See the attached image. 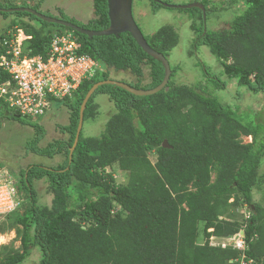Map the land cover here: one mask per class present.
I'll use <instances>...</instances> for the list:
<instances>
[{
  "label": "trees",
  "instance_id": "16d2710c",
  "mask_svg": "<svg viewBox=\"0 0 264 264\" xmlns=\"http://www.w3.org/2000/svg\"><path fill=\"white\" fill-rule=\"evenodd\" d=\"M148 1L154 13L163 7ZM193 1L204 6L205 14L197 8L179 10L191 13L194 48L206 47L221 67L216 74L199 61L211 86L205 80L190 86L175 84L172 77L180 71L176 66L171 67L167 86L153 95L135 96L112 85L99 87L86 105L83 124L100 116L98 94L107 96L112 113L99 137H84L81 131L71 161L80 105L89 89L112 79L114 71L134 77L124 82L130 87L151 90L162 82L164 67L129 33L90 38L26 12L0 13L11 19V31L32 36V53L46 49L52 34L70 33L78 54L98 65L91 80L57 101L70 113L68 124L57 127L66 134L65 140L41 148L43 127L20 121L34 132L28 152L48 159L60 156L63 161L55 167L32 165L20 171L16 188L21 200L16 199L17 207L0 223V235L14 231L19 248L1 247L0 264H21L33 249L40 253V264H264V203L256 202L253 195L264 194V176L259 174L264 115L256 123H244L239 116L248 106L239 103L233 110L228 100L242 98L240 87L264 95V0H228L237 5L238 14L222 31L206 28L209 14L221 0ZM18 2L0 3V8L39 10L40 2ZM93 7L94 18L86 24L60 9L58 18L90 31L107 29V0H93ZM37 22L40 26H35ZM145 39L166 59L179 44L175 29L168 25ZM221 76L227 80L221 81ZM231 82L237 86L235 96L216 94ZM0 112L11 113L6 106H0ZM242 137L251 141L243 143ZM151 153L156 156L154 163L148 158ZM111 168L126 173V182L118 183L108 172ZM39 181L47 183L49 203H42L38 195ZM243 208L249 217L239 220L236 213ZM241 230L246 249L209 244L212 236L227 238Z\"/></svg>",
  "mask_w": 264,
  "mask_h": 264
},
{
  "label": "rangeland",
  "instance_id": "374dc122",
  "mask_svg": "<svg viewBox=\"0 0 264 264\" xmlns=\"http://www.w3.org/2000/svg\"><path fill=\"white\" fill-rule=\"evenodd\" d=\"M30 2V0H25ZM164 3H170L171 5L184 6L193 4V0H161ZM6 0H0V3H5ZM37 2H39L37 0ZM30 4L35 5L36 1L30 2ZM56 6H60L63 13L80 22H88L90 18H94L92 0H44L40 4L39 9L45 14H53V9ZM217 9L213 10L209 14V20L206 24V28L210 31H222L229 29L230 22L238 14L237 5L230 4L228 0H221L216 2ZM154 8L151 2L148 0H134L133 1V16L134 19L143 32L144 36L153 35L163 26H171L175 29L177 33L179 44L170 52L168 56V62L172 68L179 66L180 71L172 77V82L177 85H194L198 82H203L205 80V71L201 67L200 62L205 63L207 66L211 67V71L214 73H219L221 71L220 65L214 64L215 58L209 53V50L204 47H198L195 49L193 46L195 34L191 31V13L185 12L179 9L172 8H160L156 9V13L153 12ZM57 14V11L54 12ZM11 19H3L0 16V35L4 33L3 29L10 22ZM40 26L37 22L35 26ZM111 78L115 81L129 82L134 81V77L128 73L120 72L116 73L111 71ZM221 81L227 80L225 76L220 77ZM207 81L209 87L210 82ZM237 86L234 83L227 84L225 90H218L216 94L220 96H227L228 94L235 96ZM239 92L242 93V98L237 101L235 98L228 97L229 107L234 110L236 104H241L243 107L248 106V110L242 113L244 123L254 122L256 119H261L262 114L264 115V95L263 94H253L249 92L246 88H238ZM214 94V93H213ZM212 96H216L213 95ZM227 94V95H225ZM217 97V96H216ZM218 98V97H217ZM219 99V98H218ZM95 102L100 106L99 114L95 120H87L83 124V135L84 137H99L103 134L104 125L107 121V117L112 113L113 109L112 103L109 102L107 96L98 94L95 97ZM262 110V112H261ZM257 112V113H256ZM105 115V116H104ZM108 115V116H107ZM45 117V116H44ZM43 117H37L31 119L30 121L34 123H41ZM32 122V123H33ZM33 123V124H34ZM58 126L46 128L45 136L39 146L44 148L46 144L53 140L60 139ZM67 137V136H66ZM34 138V132L29 126H24L21 123L7 122V119L3 118L0 112V171L7 169L12 177L15 179L21 170H25L28 166L40 165L46 168L55 167L63 161V157L57 156L53 159H48L47 157L38 156L30 154L27 148L32 145V139ZM243 143H249L251 141L248 137L241 138ZM148 158L152 163L155 162L156 156L151 153ZM108 172H112L118 183H125L127 179V174L120 173L117 168H111ZM259 174L264 176V156L261 160L259 166ZM1 176V175H0ZM17 180V179H16ZM1 185V183H0ZM4 189H0V192ZM36 190L42 203H49L51 196L47 192V183L45 181H39L36 183ZM16 191V188H15ZM264 192V186L262 188ZM17 192V191H16ZM254 199L256 202L264 203V194L258 191L254 192ZM19 192H17V199L21 200ZM4 199V197H2ZM246 208L239 209L236 213L237 219L242 220L249 217ZM9 212L0 213V221L6 220V214ZM211 229L208 230L210 232ZM239 234L233 235L228 238H217L210 237L209 244L211 246H219L222 244H241L242 238L237 239ZM239 241V243H238ZM199 243H204V238L201 237ZM11 247L13 249L19 248V241L16 239V234L14 231H7L5 234L0 236V249L1 247ZM229 246V245H228ZM21 264H40V253L37 249H33L31 255Z\"/></svg>",
  "mask_w": 264,
  "mask_h": 264
},
{
  "label": "built area",
  "instance_id": "2783aa9c",
  "mask_svg": "<svg viewBox=\"0 0 264 264\" xmlns=\"http://www.w3.org/2000/svg\"><path fill=\"white\" fill-rule=\"evenodd\" d=\"M76 48L69 36H54L46 57L26 59L17 46L8 49L0 56V104L23 116L36 117L49 107V97L71 96L82 80L92 76L96 66L90 58L78 56ZM3 71L8 74L6 79ZM1 188L0 213L12 212L17 207L15 192L9 184H1ZM242 244L241 241L236 247L241 248Z\"/></svg>",
  "mask_w": 264,
  "mask_h": 264
},
{
  "label": "water",
  "instance_id": "95a60500",
  "mask_svg": "<svg viewBox=\"0 0 264 264\" xmlns=\"http://www.w3.org/2000/svg\"><path fill=\"white\" fill-rule=\"evenodd\" d=\"M156 3L161 4L163 7L166 8H177V9H191V8H197L203 11L204 13V6L200 3H193L189 5L184 6H176L164 3L160 0H152ZM107 6H108V17H109V27L103 31H90L86 30L83 27H80L70 21H65L61 19H56L53 17L45 16L36 10L30 9V8H17V9H11V10H0L2 12H26L29 14L34 15L36 18L40 19L43 22L49 23V24H55L60 25L65 28H69L77 33L86 35L88 37H98V36H118L122 33H129L133 39L136 41L138 46L151 58L154 60L160 61L161 64L164 67V78L162 82L151 90H139L135 89L133 87H130L128 84L119 82V81H113V80H106L101 81L96 84H94L89 91L86 93L79 110V117H78V125L76 129L74 144L72 148L70 149L69 153V161H71V156L75 150V147L78 143V139L80 136V133L83 128V122H84V111L86 109V105L89 101V99L93 96V94L96 92V90L104 85H112L119 87L121 89L126 90L127 92L135 95V96H149L156 94L160 91H162L167 84L169 83L170 76L172 74L170 64L168 60L160 53L153 50L149 44L147 43V40L144 37V34L142 33L141 29L138 27L134 16H133V0H107ZM205 14V13H204ZM163 147H167L166 141L163 142ZM244 232L240 231V235H243Z\"/></svg>",
  "mask_w": 264,
  "mask_h": 264
},
{
  "label": "clouds",
  "instance_id": "9594fccd",
  "mask_svg": "<svg viewBox=\"0 0 264 264\" xmlns=\"http://www.w3.org/2000/svg\"><path fill=\"white\" fill-rule=\"evenodd\" d=\"M19 1V2H18ZM21 1V2H20ZM22 1H25V0H6V4H8L9 2H11V3H23ZM33 1H35V0H33ZM39 2H40V4H42L43 3V1L44 0H38ZM134 1V0H133ZM161 1V0H160ZM25 2H27V1H25ZM30 2H32V0H30ZM30 2H27L28 3V5H32V4H30ZM39 2H37V0H36V4L37 3H39ZM40 6V5H39ZM92 7H93V0H92ZM19 8H30V9H33V8H31L30 6L29 7H19ZM14 9H17V8H14ZM59 9H60V11H62L61 10V8H60V6H56L55 7V9H53V14H46L45 15V13L42 11V10H36L37 12H39V13H41V14H43V15H45V16H48L49 15V17H53V18H56V19H61V18H58V17H60V13H59ZM107 9H108V7H107ZM172 9H177V8H172ZM0 10H11V9H2V8H0ZM33 10H35V9H33ZM93 10H94V7H93ZM132 10H133V7H132ZM55 11H57V14H54V12ZM15 12V11H14ZM63 12V11H62ZM0 13H6V12H2V11H0ZM10 13V12H9ZM93 14H94V11H93ZM2 17V16H1ZM68 17V16H67ZM3 18V17H2ZM70 18V17H69ZM4 19V18H3ZM91 19H93V18H90L89 19V21L91 20ZM61 20H63V19H61ZM75 21H77V22H79V23H83V24H86L85 22H80V21H78V20H76V19H74ZM66 21V20H65ZM88 21V22H89ZM70 22H72V21H70ZM73 23V22H72ZM75 24V23H74ZM9 26H10V22L5 26V28L3 29V31H4V33L2 34V35H0V56H2V55H5L4 53L9 49V50H12L13 49V47L14 46H17L20 50H21V57L22 58H26V59H29V58H32V57H37V56H42V57H46L47 56V51H48V47H49V44L51 43V41H52V39H53V37L54 36H69L70 37V39L75 43V45L77 46V48H76V54L78 55V56H83V55H80V54H78V44H77V41H76V38L72 35V34H70V33H68V34H57V33H54V34H52V36H51V38H50V40H49V42H48V44H47V47H46V49H42V51L40 52V53H37V54H34V53H32V48L29 46V42L32 40V36H30L29 34H26V32L25 31H23V30H17V31H11L10 29H9ZM81 27V26H80ZM139 27V26H138ZM69 29V28H68ZM143 33V32H142ZM145 37V36H144ZM85 57H87V56H85ZM88 58H90V57H88ZM91 59V58H90ZM94 63H95V67H97L98 65H97V62L96 61H94L93 59H91ZM98 68V67H97ZM170 68H171V66H170ZM172 72V71H171ZM120 73V72H119ZM2 74H4V78L3 79H6V75L8 76V74H7V72H2ZM93 75H94V72H93V74H92V76L90 77V78H88V79H84V80H82L81 82H80V84L78 85V87H77V89L80 87V85H81V83L82 82H84V81H86V80H91V78L93 77ZM109 80H112V79H109ZM113 81H115V80H113ZM169 81H170V79H169ZM120 82V81H119ZM124 83V82H123ZM76 89V90H77ZM75 90V91H76ZM74 91V92H75ZM73 92V93H74ZM67 97H70V96H66V97H63V98H53V97H49L48 98V101H49V107L47 108V109H45L44 110V112H43V114L42 115H39V116H36V117H31V116H23V115H21L20 114V112L18 111V110H16V109H11V108H9V107H7L6 105H4V104H0V106H6L7 107V109L9 110V111H11V113H5L4 115H3V118H5V119H7L8 121H11V122H16V123H21L20 121H30L31 119H35V118H37V117H44L45 115H46V113H47V111H49V109L51 108V106L52 105H54V104H56V103H58L57 101L58 100H62V99H65V98H67ZM11 118H13V119H11ZM28 118V119H27ZM38 125H39V123H38ZM59 130V129H58ZM82 130H83V128H82ZM59 132V134L60 135H64V134H62L61 132H60V130L58 131ZM251 139V138H250ZM57 140V139H56ZM59 140V139H58ZM60 140H61V138H60ZM54 141V140H53ZM53 141H51V142H53ZM47 145V144H46ZM22 171V170H21ZM10 172L7 170V169H5L4 168V171L2 170V171H0V183L1 184H9V186L14 190V192H15V198L17 199V180L16 179H18V177H19V174L17 175V178L15 179L14 177H12L10 174H9ZM15 188H16V191H15ZM233 200H230V202H232ZM13 212V211H12ZM10 213V212H9ZM8 213V214H9ZM8 214H6V216L8 215ZM245 218L247 219L248 217H246L245 216ZM2 221H0V223H1ZM211 231H212V229H211ZM210 231V232H211ZM241 231H243V230H241ZM244 232V231H243ZM239 235L237 236V239H239V238H242L243 239V236H244V234L243 235H240V232L238 233ZM1 235H3V234H1ZM0 235V236H1ZM213 237V236H212ZM231 237V236H230ZM228 238V237H227ZM240 241V240H239ZM242 241V240H241ZM243 242V241H242ZM221 246V245H220ZM229 246H231V247H233V249H237V250H239V249H246V247L244 246V243L242 244V247L241 248H237L236 247V245L235 244H231V245H229ZM227 247V246H226Z\"/></svg>",
  "mask_w": 264,
  "mask_h": 264
},
{
  "label": "crops",
  "instance_id": "0c3cea01",
  "mask_svg": "<svg viewBox=\"0 0 264 264\" xmlns=\"http://www.w3.org/2000/svg\"><path fill=\"white\" fill-rule=\"evenodd\" d=\"M69 117H70V113H69L68 109L62 105L60 106L59 103H56V104L51 106L49 111H47L45 117H43V120L39 125L42 126L44 130H46V128L54 127L55 125L56 126H65L69 122ZM7 122H11V121L7 120ZM60 136H63L61 138L63 140H65L67 138L66 134L60 135ZM42 141H43V139H42ZM30 154H32V153H30Z\"/></svg>",
  "mask_w": 264,
  "mask_h": 264
}]
</instances>
